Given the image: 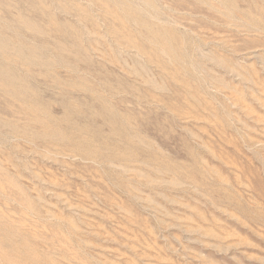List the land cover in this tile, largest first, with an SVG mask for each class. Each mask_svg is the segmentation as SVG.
Segmentation results:
<instances>
[{
	"label": "rangeland",
	"instance_id": "obj_1",
	"mask_svg": "<svg viewBox=\"0 0 264 264\" xmlns=\"http://www.w3.org/2000/svg\"><path fill=\"white\" fill-rule=\"evenodd\" d=\"M0 264H264V0H0Z\"/></svg>",
	"mask_w": 264,
	"mask_h": 264
}]
</instances>
